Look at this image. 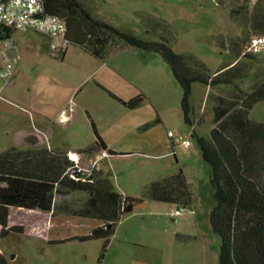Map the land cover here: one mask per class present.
Listing matches in <instances>:
<instances>
[{
  "label": "rangeland",
  "instance_id": "obj_1",
  "mask_svg": "<svg viewBox=\"0 0 264 264\" xmlns=\"http://www.w3.org/2000/svg\"><path fill=\"white\" fill-rule=\"evenodd\" d=\"M260 1L264 2L94 0L92 14L152 40L158 37L144 27L141 15L162 19L175 31L173 51L191 53L215 72L225 62L234 61L217 38L228 42L242 31L231 18L230 9L242 6L238 19L245 22L249 20L247 8ZM8 41L16 45L20 58L9 70V60L0 56V71H12L0 76V152L13 146L21 148L20 138L28 130L54 149L82 150L93 143L95 129L114 153L98 166L109 173L117 192L142 197L146 185L181 169L189 184L191 203L181 215L171 216L169 203L147 201L141 208L124 212L107 240L82 239L99 222L76 215L86 200L83 192L56 194L52 212L11 208L8 227L12 230L0 237V264H219V239L209 222L213 205L210 168L194 137V133L207 136L213 126L209 88L193 84L192 124H188L180 108V85L157 53L142 54L126 46L103 61L69 45L67 56L60 58L49 53L44 39L34 31H16ZM14 51L8 49L7 53ZM251 56L252 69L237 81L244 91L264 78V54ZM114 65L121 70H115ZM211 91L227 94L230 87ZM140 92L144 98L136 107L129 108L118 100L128 101ZM61 110L72 117L70 122L61 120ZM159 116L162 122H157ZM249 117L264 121V101L252 108ZM171 137L175 142L171 143ZM178 137L188 139L191 146ZM156 141L162 146L167 143L169 148L174 145L175 156L146 157L143 150ZM84 165L88 169L81 172L97 171L94 167L90 170L87 161Z\"/></svg>",
  "mask_w": 264,
  "mask_h": 264
},
{
  "label": "trees",
  "instance_id": "obj_2",
  "mask_svg": "<svg viewBox=\"0 0 264 264\" xmlns=\"http://www.w3.org/2000/svg\"><path fill=\"white\" fill-rule=\"evenodd\" d=\"M94 0H42L45 15L63 18L70 45L78 46L91 56L103 60L114 50L129 46L142 54L157 53L169 66L181 88L180 108L186 123L190 118V99L194 83L209 88L213 126L207 136L194 133L203 160L209 165V182L213 189V205L209 211L212 232L219 239V264H264V121L249 117L252 108L264 101V78L247 91L237 81L252 69V56L245 53L249 41L264 35V2L246 7L249 20L240 21L242 6L230 9L241 34L218 37L221 49L234 61L225 62L215 72L191 53H176L171 47L175 39L172 26L142 14L144 27L155 33L157 40L143 38L129 28L116 26L92 14ZM14 32L0 25V41ZM65 53V52H64ZM60 56V58L64 55ZM229 86L227 94L211 89ZM113 97L114 94L111 93ZM144 98L140 92L128 101L118 99L129 108ZM96 141L79 153L108 150L94 129ZM26 148L10 147L0 152V237L8 227L11 208L52 212L56 194L83 192L86 200L76 215L92 218L102 225L82 239L113 235L124 210L142 199L185 207L191 203L189 184L181 169L151 182L140 199L123 196L114 189L109 173L97 170L92 180L75 179L80 171L67 152L51 150L38 144L34 136L25 138Z\"/></svg>",
  "mask_w": 264,
  "mask_h": 264
},
{
  "label": "built area",
  "instance_id": "obj_3",
  "mask_svg": "<svg viewBox=\"0 0 264 264\" xmlns=\"http://www.w3.org/2000/svg\"><path fill=\"white\" fill-rule=\"evenodd\" d=\"M0 25L13 32L31 30L46 36L48 38L49 53L55 57H60L70 45L64 19L55 15H45L42 0H0ZM8 39L0 41V56L4 60H9L6 68L10 70L17 65L20 55L16 45L12 46ZM8 49H14L15 51L10 55L7 53ZM245 53L251 55L264 54V35L253 37L249 41ZM11 72L0 71V76L4 78L8 74L11 75ZM69 118L70 115L67 114V111H63L61 120H68ZM169 135L171 136V134ZM180 141L185 146L190 145V141L187 139H181ZM67 155L75 167L78 168V171H82L79 168V155L71 152H68ZM71 176L74 178V175ZM183 211L184 207L178 206L170 212V215L179 216Z\"/></svg>",
  "mask_w": 264,
  "mask_h": 264
},
{
  "label": "crops",
  "instance_id": "obj_4",
  "mask_svg": "<svg viewBox=\"0 0 264 264\" xmlns=\"http://www.w3.org/2000/svg\"><path fill=\"white\" fill-rule=\"evenodd\" d=\"M28 31H31V30H28ZM39 34V33H38ZM41 35V37L44 39V43H45V46L46 45H48V38L46 37V36H44V35H42V34H40ZM235 36H238V35H233L232 37H235ZM123 47H126V46H123ZM122 47H120V48H118L117 50H119V49H121ZM116 50V51H117ZM115 51H113V52H111V53H114ZM110 53V54H111ZM67 54H68V48L66 49V51H65V53H64V55L62 56V57H66L67 56ZM109 54V55H110ZM147 54H149V53H147ZM61 57V58H62ZM93 57V56H92ZM105 59H103V61H104ZM102 65H104V64H102ZM115 70H118V71H120L121 69H117L116 68V66L114 65V66H112ZM123 98V97H122ZM63 110H61L60 112H62ZM60 112H59V114H60ZM71 119H72V117H70L69 118V122L71 121ZM157 122H162V119L160 118V116L157 118ZM144 128V127H143ZM28 136H34V137H36L37 138V140H38V144L39 145H41V146H46L48 149H51V150H59V149H54L51 145H49V144H46L45 143V141H44V139L42 138V137H40V136H38L37 134H36V132H34V131H32V130H28V131H26L25 133H23L22 134V137L20 138V143L22 144V147H21V149H23V148H26L27 146H28V144L26 143V141H25V138H27ZM179 138V137H178ZM179 139H181V138H179ZM188 140V139H187ZM95 141H96V136H95V139H94V141H93V143L92 144H94L95 143ZM103 143H105V144H108L107 143V141H106V139L105 138H103ZM170 141H171V143H173V142H175V138L173 139V137H171L170 138ZM91 144V145H92ZM90 145V146H91ZM189 146H191V142H190V145ZM81 148H83V147H78V148H75V149H66V151L65 152H71V153H78V152H81L82 150H84V149H82V150H77V149H81ZM86 149V148H85ZM107 149L108 150H111L112 151V149H109V147H107ZM61 150V149H60ZM142 151V150H141ZM166 153H172L174 156H175V152H174V145H172V147L171 148H169V145L166 143L165 145H160V144H158V141H156V142H153L152 144H150V145H147V147L145 148V150H143V154L146 156V155H148V156H161L162 154H166ZM79 155V157H80V161H79V168L83 171H85L86 169H88V168H84L83 166H85L84 165V161H87V162H89V164L91 165V168H90V170L94 167L95 169H97V170H102L101 169V167H99L98 166V164H99V162L101 161V160H103L104 158H106V157H108V156H113V155H111V154H109L108 153V151L107 150H103V149H99L98 151H96V152H94V153H79L78 154ZM147 157V156H146ZM103 171V170H102ZM171 173H174V171L173 172H170V173H165V174H163L161 177H163V176H165V175H167V174H171ZM160 177V178H161ZM159 178V179H160ZM121 194V193H120ZM126 196H130V195H126ZM131 197H134V196H131ZM134 198H138V199H140L141 197H134ZM141 201H143V202H145L144 203V206L147 204V201H150V200H148V199H142ZM171 206H172V210L173 209H175L177 206H175V205H172V204H170ZM171 210V211H172ZM100 225H102L101 224V222H97L96 223V227L97 226H100Z\"/></svg>",
  "mask_w": 264,
  "mask_h": 264
},
{
  "label": "water",
  "instance_id": "obj_5",
  "mask_svg": "<svg viewBox=\"0 0 264 264\" xmlns=\"http://www.w3.org/2000/svg\"><path fill=\"white\" fill-rule=\"evenodd\" d=\"M74 178L75 179H83L85 181H90L92 180V175L91 174H88L86 172H79L78 174L74 175ZM144 203L143 201H140L138 203H136L135 205H132V206H128L124 212H127V211H131L133 209H138V208H141L144 206Z\"/></svg>",
  "mask_w": 264,
  "mask_h": 264
}]
</instances>
